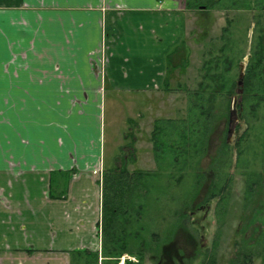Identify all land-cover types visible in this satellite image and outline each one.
<instances>
[{
  "label": "crops",
  "instance_id": "0c3cea01",
  "mask_svg": "<svg viewBox=\"0 0 264 264\" xmlns=\"http://www.w3.org/2000/svg\"><path fill=\"white\" fill-rule=\"evenodd\" d=\"M187 10L185 0H0V264H65L68 239L55 249L54 229L98 246L102 91L167 92ZM68 172L52 198L53 175Z\"/></svg>",
  "mask_w": 264,
  "mask_h": 264
},
{
  "label": "rangeland",
  "instance_id": "374dc122",
  "mask_svg": "<svg viewBox=\"0 0 264 264\" xmlns=\"http://www.w3.org/2000/svg\"><path fill=\"white\" fill-rule=\"evenodd\" d=\"M187 11L190 21L185 36L186 49L178 54L174 62L170 61V68L173 67V64H179L184 60H187V66L184 70L177 68L172 72L167 92L164 90L143 92L142 90L110 88L102 91L99 112L100 167L102 171L111 169L115 164V157L126 153L124 149L131 147L134 149L135 158L127 165L128 171L156 173L154 180H151L153 185L146 199L144 196L137 200L139 204L146 203L138 223V226H143L138 230L139 237L144 240L147 246L142 264H156L159 260L158 256L161 255L162 245L167 244L168 237H171L172 210L173 233H177L175 238L178 237L177 245L174 244L173 249L177 246L176 249L189 258L190 261L186 264H231L239 249L244 245L245 239H250L251 242L247 251H254L251 264H263L264 244L260 240H262L261 234L264 232V185L256 189L255 195L250 197L248 204H244V193L249 174L254 172L259 175L264 172L260 168L258 160L260 155L257 154L262 151L263 146L259 141H255L252 135L250 140L240 144L239 148H243V150L240 158L237 159L234 144L246 126L244 120L238 118V109L235 106L237 96L231 98L227 115H223L215 121L214 130L208 136L210 138L207 141L206 150L201 151L197 158L192 159V164L184 166L182 169L172 165L173 160L170 152L163 156L160 164L155 159L151 142L154 120L159 118L177 119L185 115L190 99L187 91L196 88L201 79V64L207 58V50L212 48L213 42L220 36L221 27L226 25L225 17H234L236 21L238 20L237 29L231 28L235 31L233 36L238 41L233 50L239 53L236 57L240 59V62L235 61L236 65H233V77L238 76V64L241 63V70H244L250 55L251 42L256 33L251 23L254 10L245 12V10L226 11L221 8H213L209 12V18L203 10ZM205 19L206 21L209 19L208 24L205 23ZM246 26H249L248 29ZM212 52L215 51L212 50ZM136 85L138 86V83ZM220 109L218 108L217 115L224 111ZM231 109L233 110L231 114L232 132L229 135L228 143L230 145L227 157L226 160H222L218 156L215 161L218 154L217 149L223 143L222 139L227 137L225 133ZM263 115L264 108H261L257 119L253 121V130L261 128ZM203 139L207 138L203 137ZM117 164L120 165L119 158L116 161ZM254 173L253 175H255ZM63 175L58 179L59 182H55L54 175L52 177L49 191L52 198H57L61 193L66 192L67 184L74 176L72 172ZM262 177L261 175L260 184L264 183V177ZM252 178H257V176H252ZM213 181L218 186L226 181L224 198L219 201V197L215 196L209 200V210L205 217L202 216V211L190 214L194 204L201 202L205 197L207 198ZM98 188L99 184L93 173L89 176V183L85 189L91 193V196H94ZM140 192H144L143 186H139V194ZM250 203H255V206L250 208ZM137 205L136 202L134 206ZM223 207L224 211L218 212L217 208ZM100 212L101 206L97 213L99 216ZM54 231H49V238L51 245L54 242L55 249L60 244L59 239H68L66 243H62L66 244L65 248L68 250L63 253V263L68 264L71 248L76 249L78 245L74 242L71 243L72 237L59 235L56 237ZM97 232L98 229L95 236L91 237L93 244L97 243V240L101 241V238L97 237ZM257 233L261 236H258ZM185 234L187 237H192L194 241L187 248L182 244L183 240L180 238ZM256 234L257 239L254 236ZM164 238V241L156 242ZM256 244L258 245L256 246ZM129 257L132 259L133 256ZM238 261L236 264H240L242 259L240 258Z\"/></svg>",
  "mask_w": 264,
  "mask_h": 264
},
{
  "label": "trees",
  "instance_id": "16d2710c",
  "mask_svg": "<svg viewBox=\"0 0 264 264\" xmlns=\"http://www.w3.org/2000/svg\"><path fill=\"white\" fill-rule=\"evenodd\" d=\"M185 6L188 10H200L207 7L221 8L226 11L245 10L247 12L254 10L255 13L252 14L251 19L256 22V35L251 42L250 55L244 70H240L238 64V76L233 77V65L240 62V59L236 57L239 53L233 50L238 42L233 36L234 30L238 27L236 24L238 20L236 21L234 17L227 18L220 36L213 42L212 48L207 52V58L201 64V79L196 88L187 89L190 99L185 115L177 119L159 118L154 120L151 142L156 162L160 164L163 156L170 152L173 160L172 165L182 169L184 166L192 164V159L197 158L205 145L207 139H203V137L208 138L215 121L221 116L227 115L231 98L237 96L235 106L238 109V118L244 120L246 125L234 144L237 159L240 158L243 150V148H239L240 144L250 140L253 135L254 140L259 141L263 146L262 151L257 154L260 155L258 159L260 168L264 171V115L261 119V128L253 130V121L257 119L261 108H264V0H185ZM232 27L234 30H231ZM248 27L246 26V29ZM184 42L182 41L173 50V56L185 50ZM212 50L215 52L213 53ZM186 66L187 60L173 64L171 68L170 64L168 65V77L164 82L165 89H168L172 72L177 68L184 70ZM239 80H241V85L238 84ZM218 108L224 111L217 115ZM229 145L227 141H224L225 151L222 153V150H219L215 161L218 156L222 160H226ZM128 149L131 151L125 153L126 157L123 154L117 155L114 166L102 172L100 248L72 249L69 264H118L123 255L133 256L136 259V261L126 259L125 264H142L147 246L144 240L139 237L138 230L143 226H138V223L146 203L139 204L137 200L144 196L146 199L153 185L151 180H154L156 173L138 170L129 172L127 165L133 162L135 157L134 149L131 147ZM118 158L120 165H116ZM189 161L190 163H188ZM253 173L251 172L247 179L244 204H248L256 189L264 185V183L260 184L261 175L264 177V172L259 175L254 173L257 178H252L255 176ZM226 181L221 186L213 181L206 199L218 196L219 201L222 200L227 186ZM139 186L144 187L143 193L139 194ZM136 202L138 205L134 206ZM217 210L223 212L224 207L217 208ZM261 235L262 240L260 241L264 244V232ZM164 240L165 238L156 242ZM249 243H251L250 239H245L244 245L237 253L238 258L242 259L240 264L252 263L254 251H247Z\"/></svg>",
  "mask_w": 264,
  "mask_h": 264
},
{
  "label": "flooded vegetation",
  "instance_id": "af4514ba",
  "mask_svg": "<svg viewBox=\"0 0 264 264\" xmlns=\"http://www.w3.org/2000/svg\"><path fill=\"white\" fill-rule=\"evenodd\" d=\"M218 9V8H217ZM200 10H203L204 11V14H207V17L209 18V12H210V10H212L211 8H209V7H207V8H203V9H200ZM224 10V9H223ZM199 11V10H198ZM206 17V18H207ZM227 20V17H225V21ZM207 22V24H208V22H209V19L206 21V19H205V23ZM252 26H253V28H255L256 27V22H254V20H252ZM225 26V25H224ZM221 30H222V27H221ZM255 35H256V33H255ZM210 49H208L207 50V52L209 51ZM206 52V53H207ZM239 66H240V70L242 69L241 67H242V65H241V63L239 64ZM232 110V109H231ZM233 113V112H232ZM231 113V114H232ZM228 123H227V129H226V133H225V135H227V137H225V138H223L222 140H223V143H221L220 144V146L218 147V149H217V151H219V150H222L221 152L223 153L224 151H225V146H224V141H229V135L231 134V132H232V128H231V115H230V112H229V116H228V121H227ZM213 130H214V127H213V129H212V132H213ZM209 138L210 137H208L207 138V140H206V142H205V145H204V147H203V149H202V152H204L205 150H206V144H207V141L209 140ZM129 148V147H128ZM125 149L126 150V152L128 153V152H130L131 150H129V149ZM123 156L124 157H126L127 155L124 153L123 154ZM99 183H100V206H101V202H102V199H101V197H102V175H101V177H100V179H99ZM208 189H209V187H208ZM256 193V192H255ZM255 193L253 194V196L255 195ZM212 198H210L209 200H211ZM209 200H207L206 199V197L205 198H203V200L201 201V202H198V203H196V204H194L193 206H194V208H192L191 210H190V214H193V213H195L196 211H202L203 212V217H205L206 215H207V212H208V210H209V203H208V201ZM251 202H253V201H251ZM249 206H250V208H252V207H254L255 206V203H250L249 204ZM96 228L98 229V235H97V237H102V234H101V212H100V216H99V218H98V220H97V223H96ZM96 229V230H97ZM184 232H186V231H184ZM258 234V233H257ZM257 234L256 235H254L255 237H256V239L258 238V236H261L260 234H258V236H257ZM175 235H177V233H173V210H172V232H171V237H168V241H167V244L165 243L164 245H162L163 247H162V250H161V255H159L158 256V258H159V260L157 261V263L156 264H186L188 261H190V260H188L189 258L188 257H185L186 255H182L180 252H179V250L178 249H176L177 248V246L175 247V249H173V245L175 244V245H177L176 244V242H177V240H178V237H174ZM95 236V235H94ZM183 236V235H182ZM201 237H202V235H201ZM182 240H183V242H182V244H184V245H186V247L185 248H187L188 246H190L191 245V242H193L194 243V241H193V238L192 237H187L186 236V234H185V236H183V237H180ZM203 238V237H202ZM101 243V241L99 242V240H97V244H98V246L97 247H95V248H92V246H87V247H82V248H91V249H98V248H100V244ZM200 246H202V245H200ZM171 247V248H170ZM80 249H81V247H79ZM184 248V249H185ZM194 252H195V250H194ZM195 253H197V252H195ZM237 258H238V256H236L234 259H233V261H232V263L234 262L235 264L237 263ZM239 259V258H238ZM135 261H136V259H135ZM239 262V261H238ZM231 263V264H232ZM68 264H69V262H68Z\"/></svg>",
  "mask_w": 264,
  "mask_h": 264
},
{
  "label": "built area",
  "instance_id": "2783aa9c",
  "mask_svg": "<svg viewBox=\"0 0 264 264\" xmlns=\"http://www.w3.org/2000/svg\"><path fill=\"white\" fill-rule=\"evenodd\" d=\"M126 259H128V260H133V261L135 260L134 257H132V259H131V257H129V256H127V255H126V256L123 255V256H121V258H120L118 264H125Z\"/></svg>",
  "mask_w": 264,
  "mask_h": 264
},
{
  "label": "water",
  "instance_id": "95a60500",
  "mask_svg": "<svg viewBox=\"0 0 264 264\" xmlns=\"http://www.w3.org/2000/svg\"><path fill=\"white\" fill-rule=\"evenodd\" d=\"M238 84L241 85V80L238 81ZM233 112V110L230 111V115Z\"/></svg>",
  "mask_w": 264,
  "mask_h": 264
}]
</instances>
